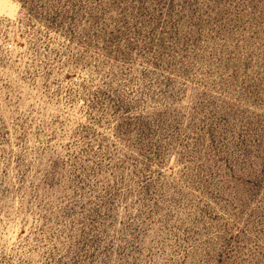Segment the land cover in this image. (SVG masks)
Instances as JSON below:
<instances>
[{"label":"rangeland","instance_id":"374dc122","mask_svg":"<svg viewBox=\"0 0 264 264\" xmlns=\"http://www.w3.org/2000/svg\"><path fill=\"white\" fill-rule=\"evenodd\" d=\"M0 264H264V0H0Z\"/></svg>","mask_w":264,"mask_h":264}]
</instances>
